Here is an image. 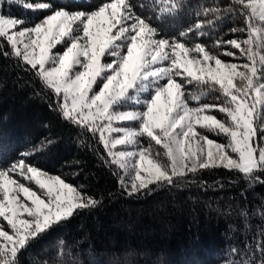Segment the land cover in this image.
<instances>
[{"label": "snow or ice", "instance_id": "snow-or-ice-1", "mask_svg": "<svg viewBox=\"0 0 264 264\" xmlns=\"http://www.w3.org/2000/svg\"><path fill=\"white\" fill-rule=\"evenodd\" d=\"M234 3L246 28L232 31L247 32V38L224 42L238 49L239 57L228 50L222 54L243 58V64L225 62L203 42L162 36L153 21L174 14L181 7L178 0H160V14L143 17L132 0H101L86 10L24 0V8L50 14L35 23L0 14V37L56 95L65 119L98 134L109 162L123 170L120 184L128 195L151 192L150 185H173L174 178L199 169L222 167L253 180L264 174V0ZM202 28V22L194 25L201 34ZM192 32L189 27L179 35ZM205 89L219 91L224 99L219 105L199 104ZM217 108L224 120L210 114ZM209 132L223 135L227 143L208 138ZM140 138L149 140L147 147ZM153 141L163 153H153ZM17 176L34 182L39 193ZM98 204L23 159L0 168V217L7 222L0 221V264H18V254L33 240Z\"/></svg>", "mask_w": 264, "mask_h": 264}, {"label": "trees", "instance_id": "trees-1", "mask_svg": "<svg viewBox=\"0 0 264 264\" xmlns=\"http://www.w3.org/2000/svg\"><path fill=\"white\" fill-rule=\"evenodd\" d=\"M23 2L2 0L0 14L30 23L50 14V10L26 9ZM50 2L57 10H86L101 0ZM132 3L142 17L160 14V0ZM178 3L181 7L174 14H166L161 22L153 21L162 27V36L189 44L203 42L208 49L221 53L225 62L233 60L222 54L226 50L239 57L238 49L224 43L247 38V32L232 31L246 28L234 0ZM228 8L233 11L226 12ZM198 21L203 23L202 34L194 29ZM189 27L193 32L180 37L179 33ZM189 89L199 91L194 85ZM223 99L219 91L205 89L198 103L219 105ZM189 103L197 105L196 101ZM57 105L56 95L0 37V168L23 159L99 201L97 207L80 211L33 240L18 254V264H261L264 174L249 180L222 167L199 169L183 179L174 178L173 185H150L151 192L142 190L130 196L121 187L119 173L109 162L98 135L69 122ZM209 111L225 116L218 108ZM206 135L227 143L223 135ZM151 144L153 150L159 147ZM16 178L29 185L23 177ZM3 224L6 226L5 221Z\"/></svg>", "mask_w": 264, "mask_h": 264}, {"label": "rangeland", "instance_id": "rangeland-1", "mask_svg": "<svg viewBox=\"0 0 264 264\" xmlns=\"http://www.w3.org/2000/svg\"><path fill=\"white\" fill-rule=\"evenodd\" d=\"M6 17H9V16H6ZM11 18H13V17H11ZM57 51H63V49H62V47H60V46H58V48L56 49ZM262 54V53H261ZM232 61L231 62H235V63H239V64H243V63H245L246 61H237L236 59L237 58H235V57H232ZM237 83H239V81H237ZM131 106V105H130ZM215 116V115H214ZM217 119H220V120H224L226 117L225 116H223L222 114H220V115H217V116H215ZM124 124H125V126H127L128 125V122H124ZM98 135V134H97ZM141 139V144L144 146V147H146L145 145L146 144H149V140H147V143L145 142V139L144 138H140ZM215 141V140H214ZM215 142H217V143H219L218 141H215ZM153 143H155L154 141H153ZM101 145H102V143H101ZM103 146V145H102ZM159 146V145H158ZM123 146H118V148H117V150H119L120 148H122ZM129 150H135V149H129ZM152 151H153V153H156V152H160V153H163V149L159 146L157 149H154L153 150V148H152ZM234 155V154H233ZM115 167H116V169H117V171H118V173H119V177H120V179H121V177L123 176V170L122 169H120L117 165H115ZM49 174V173H48ZM50 175H53V174H50ZM19 180V179H18ZM21 181V180H20ZM22 182V181H21ZM24 183V182H23ZM67 183V182H66ZM25 185L26 186H30L33 190H35V191H37L38 193H39V188H38V186L34 183V182H29V185L28 184H26L25 183ZM0 218H2V217H0ZM3 219V218H2ZM1 221V220H0ZM5 223L7 224V222L5 221ZM4 225V224H3ZM5 230H7V231H9V232H11V229L10 228H5Z\"/></svg>", "mask_w": 264, "mask_h": 264}]
</instances>
